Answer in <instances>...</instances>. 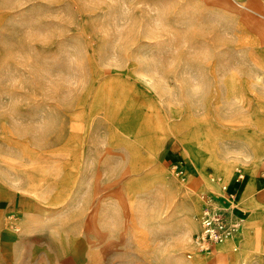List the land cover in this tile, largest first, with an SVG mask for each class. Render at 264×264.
I'll return each instance as SVG.
<instances>
[{
	"label": "rangeland",
	"instance_id": "rangeland-1",
	"mask_svg": "<svg viewBox=\"0 0 264 264\" xmlns=\"http://www.w3.org/2000/svg\"><path fill=\"white\" fill-rule=\"evenodd\" d=\"M224 183L264 264V0H0V264H196Z\"/></svg>",
	"mask_w": 264,
	"mask_h": 264
},
{
	"label": "built area",
	"instance_id": "built-area-1",
	"mask_svg": "<svg viewBox=\"0 0 264 264\" xmlns=\"http://www.w3.org/2000/svg\"><path fill=\"white\" fill-rule=\"evenodd\" d=\"M222 189L227 197L234 196L229 191L228 184H223ZM202 207L199 212L200 229L193 237L194 250L188 256L195 259L196 264H208L216 244L229 240L238 231L243 218L233 216L231 207L221 201L218 195L203 192L201 194Z\"/></svg>",
	"mask_w": 264,
	"mask_h": 264
},
{
	"label": "crops",
	"instance_id": "crops-1",
	"mask_svg": "<svg viewBox=\"0 0 264 264\" xmlns=\"http://www.w3.org/2000/svg\"><path fill=\"white\" fill-rule=\"evenodd\" d=\"M228 186H229V191H232L233 193H236V194L239 192V188L236 184H229ZM215 195H218L220 200L224 201L227 204V200L229 198H225V197H227V194H226V192L223 191V189L220 185H219V192H217ZM240 215H242V214H240ZM219 245H221V244H219ZM217 253H218V251H217Z\"/></svg>",
	"mask_w": 264,
	"mask_h": 264
},
{
	"label": "bare ground",
	"instance_id": "bare-ground-1",
	"mask_svg": "<svg viewBox=\"0 0 264 264\" xmlns=\"http://www.w3.org/2000/svg\"><path fill=\"white\" fill-rule=\"evenodd\" d=\"M226 164V163H225ZM227 166V165H226ZM234 169V168H233ZM253 169V168H252ZM226 170V168L225 169H219V171H225ZM232 173V172H231ZM254 174V173H253ZM254 176V175H253ZM232 179V178H231ZM230 180V179H229ZM205 185V184H204ZM214 186V185H213ZM229 187V186H228ZM206 188V187H205ZM218 189V188H217ZM223 194V193H222ZM255 217V216H254ZM247 224V223H246ZM254 224V223H253ZM244 227V226H243ZM246 228V227H245ZM232 238V237H231ZM218 247H219V244H216L215 245V247H214V249H213V252L211 253L212 255L211 256H209V262H208V264H218L217 262H216V259H214V256L217 254V249H218ZM183 264H186L184 261H183Z\"/></svg>",
	"mask_w": 264,
	"mask_h": 264
}]
</instances>
